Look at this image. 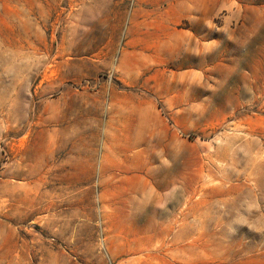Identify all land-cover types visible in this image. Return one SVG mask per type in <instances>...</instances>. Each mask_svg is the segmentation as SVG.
<instances>
[{
    "label": "rangeland",
    "instance_id": "374dc122",
    "mask_svg": "<svg viewBox=\"0 0 264 264\" xmlns=\"http://www.w3.org/2000/svg\"><path fill=\"white\" fill-rule=\"evenodd\" d=\"M0 264H264V0H0Z\"/></svg>",
    "mask_w": 264,
    "mask_h": 264
}]
</instances>
